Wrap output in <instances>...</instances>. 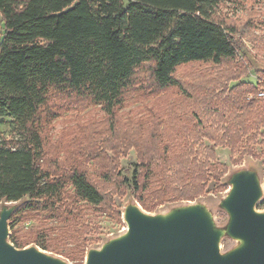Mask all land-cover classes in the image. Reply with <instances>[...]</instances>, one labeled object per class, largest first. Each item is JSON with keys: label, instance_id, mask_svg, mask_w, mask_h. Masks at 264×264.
I'll use <instances>...</instances> for the list:
<instances>
[{"label": "rangeland", "instance_id": "1", "mask_svg": "<svg viewBox=\"0 0 264 264\" xmlns=\"http://www.w3.org/2000/svg\"><path fill=\"white\" fill-rule=\"evenodd\" d=\"M215 19L238 30L241 50L219 66L179 67L174 77L182 90H161L154 64L147 63L136 70L112 116L89 98L51 91L37 117L43 140L39 166L65 188L60 198L33 201L34 208L11 220L17 247L36 245L70 264H84L89 248H100L126 230L122 213L132 200L153 214L198 199L217 203L229 191L227 174L249 165L259 169L264 187V116L259 125L253 116L249 126L255 130L245 135L238 119L244 113L229 105L247 101V110L264 103V75L257 70L264 66V0H223ZM1 30L0 19V36ZM243 82L255 87H242L235 97L234 87ZM0 122L2 138H16L12 119L0 116ZM229 129L234 130L230 144L222 140ZM74 172L101 192L102 205L76 195L70 182ZM257 209L264 211V200ZM217 217L220 223L227 220L222 212ZM233 245L226 240L222 249Z\"/></svg>", "mask_w": 264, "mask_h": 264}, {"label": "trees", "instance_id": "2", "mask_svg": "<svg viewBox=\"0 0 264 264\" xmlns=\"http://www.w3.org/2000/svg\"><path fill=\"white\" fill-rule=\"evenodd\" d=\"M222 2L0 0V116L12 119L16 136L3 139L0 122V205L28 198L14 218L34 208L33 201L63 195L64 185L50 181L39 166L43 140L37 117L52 90L89 98L112 116L144 64H154L153 77L161 90H182L174 77L179 67L219 66L236 59L241 50L238 30L215 19ZM241 85L234 87L235 97L242 87H255ZM229 105L234 113H244L238 117L243 134L255 130L254 124L249 126L253 116L256 124L263 122L264 103L255 102L247 110V101L230 100ZM233 134L226 130L222 140L230 144ZM208 137L216 140L215 133ZM70 182L83 201L94 206L105 202L84 174L74 172ZM10 241L17 247L12 234Z\"/></svg>", "mask_w": 264, "mask_h": 264}, {"label": "water", "instance_id": "3", "mask_svg": "<svg viewBox=\"0 0 264 264\" xmlns=\"http://www.w3.org/2000/svg\"><path fill=\"white\" fill-rule=\"evenodd\" d=\"M264 73V66L257 67ZM229 190L217 203L198 199L156 214L130 201L122 213L126 230L89 248L84 264H264L263 180L249 165L226 176ZM23 201L0 205V264H70L36 245L23 249L10 241L11 219ZM218 212L226 222L218 221ZM234 243L222 249L224 241Z\"/></svg>", "mask_w": 264, "mask_h": 264}, {"label": "built area", "instance_id": "4", "mask_svg": "<svg viewBox=\"0 0 264 264\" xmlns=\"http://www.w3.org/2000/svg\"><path fill=\"white\" fill-rule=\"evenodd\" d=\"M260 97H264V93L263 94H260Z\"/></svg>", "mask_w": 264, "mask_h": 264}]
</instances>
